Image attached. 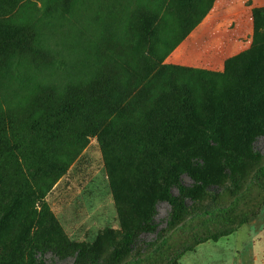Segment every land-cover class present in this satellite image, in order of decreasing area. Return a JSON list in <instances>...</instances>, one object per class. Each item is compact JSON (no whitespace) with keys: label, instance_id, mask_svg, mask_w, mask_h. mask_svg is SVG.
I'll return each mask as SVG.
<instances>
[{"label":"rangeland","instance_id":"rangeland-1","mask_svg":"<svg viewBox=\"0 0 264 264\" xmlns=\"http://www.w3.org/2000/svg\"><path fill=\"white\" fill-rule=\"evenodd\" d=\"M41 1L45 4L51 3L47 15L57 14L64 22L63 36L77 32L80 37L81 32L87 31L82 24L84 13L79 12L78 17L74 18L69 13V8L72 3L74 6L79 1L90 4L89 0H30L32 7L29 10L23 8L18 11L25 19V26L38 17L39 12L34 8L35 5L42 4ZM208 1L210 0H172L166 13V21L159 30L158 24L153 30V49L150 52L152 57L159 58L171 44L180 39L192 24L193 19L190 17L199 15L197 9H203ZM237 2L238 5L242 4L241 1L237 0L235 3ZM244 3L251 5L252 9L264 6L261 0H244ZM10 7L11 0H0V31L16 32L19 28L16 20L13 23L3 15ZM101 11L106 14L107 9ZM251 18L253 20L249 36L248 32H243V27L235 28L234 24L221 27V24L204 22L195 30L191 29L188 39L178 51L181 64L167 62L168 56L163 62L205 72L203 82L208 88L205 93L202 91L197 96V104L191 117L198 115L204 119L209 115L203 107L202 98L211 90L209 87H214L215 92L227 103L213 104V107H219L215 111L218 110L224 118L223 125L215 128L227 132L231 141L210 147L203 140V137H208L205 132L206 125L194 122L191 127H186L185 135L189 140L181 142L178 138L175 143L163 142L155 146L138 145L127 134L123 135L118 130L113 132L109 128L95 131L94 134L85 131L84 135L79 134L81 130H76L49 149L56 157V164L62 163L61 168L37 161L32 163L37 180L43 186L44 198L30 204L13 202L11 197L14 191L5 186L0 189V212L9 205L17 216L26 207L32 206L39 211L41 204L45 205L44 215L39 218V225L46 231L45 238L59 244L58 239L54 240L50 236L60 234L64 238L61 239L64 245L71 242L63 226L71 218L68 216L71 213L78 222L74 228L76 236L73 238L76 249L82 244L93 243L97 234L92 232L98 231L96 227L100 225L96 219L107 214L106 227L110 226L118 236L116 235L114 244L108 241L103 244L102 253H99L102 261L99 264H175L177 257L178 264H264V172L261 170L264 166V15L254 18L251 13ZM46 30H50L48 26ZM51 30L54 31V28ZM31 31L33 34L29 42L32 49L21 51L19 60L8 58V61L5 53L8 52L9 45L0 47V113L5 115L9 108H14L12 114L16 122L22 120L16 112L18 105L23 108L27 106L33 112L36 105L44 103L43 100L32 99L33 95L43 94L34 92L36 89L33 84H21L17 81L20 78L26 81L35 79L36 77L31 76L33 69L41 72L37 75L42 78L46 70L49 72V68L55 66V61L50 56L40 57L32 52L39 49L36 46L39 44L40 33L36 26ZM4 39V34L0 35V42ZM64 43L68 46L74 44L69 39ZM143 53L142 50L127 54L133 59V63H138L137 68L131 67L132 74L136 76H132L130 82L120 83L122 76L114 71V75L110 76L115 82L105 84L109 88L110 96L125 98L120 107L129 99L130 106L123 109L127 111V116L119 117V123L124 124L129 119L135 121L127 126L132 125L136 135H140L144 126L138 121H146V127H149L148 115L157 106L156 100L149 101L153 91H156H152L151 87L157 88L162 84L169 87L170 82H178L187 74L166 69L163 75L154 76L144 84L148 75L156 71V67L155 62L149 60L151 56L147 58ZM122 61L126 62V58ZM7 63L11 65L9 72L4 70ZM18 69L22 73L21 77ZM167 76L171 79L166 80ZM65 102L73 108L77 100L68 99ZM116 103L118 102L105 99L98 104L96 111L99 115L109 113ZM79 123L75 126H79ZM150 129L155 132L154 127L151 126ZM245 130L251 132L247 146L239 138V131L243 133ZM85 135L88 140L84 138ZM236 149L246 152L243 157L247 159L236 166L224 162L225 152ZM0 168L9 174L11 162L0 160ZM100 173L104 175L100 176ZM174 173L180 174L186 194L180 193L181 188L178 185H171ZM218 175L221 181L216 178L213 184H210V178L208 181L206 179L209 184L199 182L200 177ZM241 178L243 181H238ZM162 180L167 181L164 187ZM168 189L171 195L177 197L173 199V206L167 196ZM98 194L105 195L106 198L108 195L109 203L104 198L103 202L102 198L99 200L96 196ZM181 207L183 211L179 212ZM111 208L114 212H110ZM117 208L122 209L127 227L120 226ZM210 210V215H207L205 211ZM17 222V218L5 219L4 226L0 229V241H13ZM90 223L95 227H90ZM35 227L34 224L33 228ZM106 227L99 229V232L105 231L100 240L108 237ZM231 228L235 231L218 238L217 241L207 239L196 247L194 245L211 233H225ZM126 231L127 238L120 239L121 232ZM129 240L134 242L130 248ZM186 249L190 250L185 251ZM14 253L26 255L27 250L18 244ZM44 255L46 264H74L77 250L72 251V254L65 248L60 250L57 255H71L64 259L54 257L53 250H48ZM108 255H121V262L109 258ZM78 262L77 260L76 263Z\"/></svg>","mask_w":264,"mask_h":264},{"label":"trees","instance_id":"trees-1","mask_svg":"<svg viewBox=\"0 0 264 264\" xmlns=\"http://www.w3.org/2000/svg\"><path fill=\"white\" fill-rule=\"evenodd\" d=\"M95 1L98 2L97 7ZM171 1L89 0L90 4L79 1L74 6H72V3L69 8V13L72 17L77 18L79 12L81 14L82 12L84 13V18L82 19L84 22L82 21V24L86 27L87 31L81 32L82 36L79 37L77 32H70L63 36L65 32L62 31L64 23L62 19L57 14H46L50 11L51 3L45 4L43 3L44 1H41L42 4L35 5L37 9L35 7L34 10L38 11L39 15L34 21L25 26L26 24L23 22L25 19L22 17V13H18V11H21L23 8L29 10L32 7L30 0H11V9L3 12V15L6 20H10L13 23L16 20L17 24H19L17 27L19 28H17L16 32L15 30L11 32H7V30L0 31V35L4 34L5 38L0 42V47L9 45L8 52L5 53L6 59L19 60L22 54L21 51L32 49L29 42L30 36L33 34L31 28L33 29L36 26L40 33L39 44L36 46L39 49H34L32 52L38 54L40 57L47 58V56H50L55 61V66L53 65L51 69L49 68V72L46 70L44 77L40 78L37 74H41V72L34 71L33 69V72H31L33 75L31 76L36 77L35 79L32 78L26 81L20 78L17 81L21 84H33V88L36 89L34 92L43 93L41 96H32L34 100H43L44 103L42 105H36L33 112H30L27 106L23 108L21 105H18L19 107L16 108V112L22 117V120L18 122L13 120L12 113L15 110L14 108L13 110L9 108L5 115H1L0 113V160H5L8 163L11 162L9 174L0 168V189L5 186L11 187L14 191L11 197L13 202L30 204L35 200L44 198L43 186L37 180L32 163L33 161H37L57 169L61 168L63 166L62 163L56 164V157L49 149L55 143L61 142L65 137L72 135L76 130H81L82 134H79L84 135L85 131H91L90 133L94 134L93 132L95 131L109 128L113 132L118 130L123 135L127 134V137L130 140L136 141L138 145L155 146L163 142L165 144L175 143L178 138H180L181 142L189 140L190 138H187L185 135L186 127H191L194 122L195 124L201 123L206 125L205 132L208 137H202L203 140L209 143L210 147L231 141L229 136H227V132L215 128V126L223 125L224 118L218 110L215 111L219 107H213V104L226 105L227 103L215 92L214 87H209L211 90L202 98L203 107L207 109L209 115L204 119L198 117V115L191 117L192 111L196 106L195 104H197V96L202 91L205 93L208 88L205 87L203 82L205 72L192 69L191 67L163 63L166 56L169 55L175 46L186 38L191 29L204 18L215 0L205 3L203 9H197L200 12L199 15L190 17L193 21L188 30L184 32L180 39L171 44L167 51L159 58H157L158 56L152 57L150 52L153 49L151 46L153 30L157 24L159 30L162 23L166 21V13ZM188 2H192V0H188ZM101 9H107L106 14H103ZM251 13L254 18L258 17V15L263 16L264 6L253 8ZM47 26L50 30H46ZM253 27H256V20L253 21ZM51 28H54V31ZM135 38L136 40H134ZM68 39L70 43L74 44L70 46L66 45L64 42ZM126 41L127 43H125ZM142 50L144 51L143 56L147 58L151 56L149 60L150 62L154 61L156 67L154 73L150 70L151 73L144 84H147L149 80L151 81L154 76L163 75L166 69L177 73L186 72L187 74L178 82H170L169 87L165 84L158 85L157 88L151 87L152 91H156H153L152 98L149 101L156 100L157 106L148 115L147 121L149 127H146V121H138L141 126H144L140 135H136L132 125L127 126V124H132L135 121L129 119L124 124L119 123L120 118L127 116V111L123 109L130 106V103H128L129 99L126 100L124 106L120 107L121 102L125 101V98L110 96L109 88L106 85L115 82L110 76L114 75V71L115 74H121L120 83L130 82L131 78L136 76L134 73L132 74L131 67L137 68L138 63H133V59H130L127 54L132 53V51ZM124 58H126V62L122 61ZM4 66V70L9 72L11 65L9 66L7 63ZM149 67L151 66L149 65ZM18 72L21 77L22 73L19 69ZM139 78L142 80V77ZM165 79L169 80L171 78L167 76ZM144 84L143 86H145ZM68 99H75L78 104L76 102L73 108H71L65 102ZM105 99H111L118 103L110 109L109 113L99 115V112L96 111L98 110V104H101ZM212 110L214 111L212 112ZM78 122H80L79 126H75ZM151 126L155 128V132L150 129ZM240 134V142L247 146L251 137L250 130H245L243 133L239 131ZM84 138L88 140L86 135ZM230 154L233 156H230ZM243 155H246V152L240 149L225 152L223 161L236 166L247 159ZM167 161H170V159H167ZM261 170L264 172V166ZM184 172L189 174V172ZM179 176V173L172 175L171 185H178L181 188L180 193L186 194V189L182 187ZM204 177L199 178L201 184H209L206 182V179L208 181L209 178L210 184H213L216 178L220 180L219 175L218 177ZM238 181L242 182L243 180L241 178ZM166 182V180H162V187L165 186ZM167 193V196L170 197L168 199L171 205H175L173 199L177 197L170 194V189H168ZM114 196L113 198H116ZM45 210L46 206L42 204L39 211L33 209L32 206L31 208L26 207L17 216L13 214L14 212L9 205L1 210L0 229L3 228L7 217L17 218L18 222L15 226L16 234L13 241H0V264H46L44 254L48 250H53L54 257H59L60 259L71 256L57 255L63 248L68 250L69 254L77 250L75 257L76 261L78 260L79 262L76 263L75 261L74 264H99L102 261V255H99V253H102L103 244L107 241L110 244L116 242V235L118 236V234L114 233L110 226L106 227L108 229V237L100 240L105 231L97 232L93 243L88 245L82 244L79 249L75 248L76 244H73V239L68 235L66 236L71 242L65 245L62 244L61 239L64 238L60 234L50 236L54 240L58 239L59 244L52 240H46V231L39 225V218L44 215ZM181 211H183L182 207L179 212ZM116 212L120 226L127 227L125 225L126 217L123 215L122 209L117 208ZM205 212L207 215H210L211 210ZM171 220H174L173 215ZM34 224L36 225L35 228H33ZM233 231L235 229L231 228L225 233L222 231H219L218 234L217 232L211 233L210 236L197 241L194 245L196 247L200 243L206 242L207 239L217 241L218 238L229 235ZM127 234V231L121 232L120 239L127 238ZM18 244L21 248L27 250L26 255H15L14 251L17 249ZM132 244H134L133 240H129L128 248ZM189 250L186 249L185 251ZM83 252H86L88 255H85ZM120 256L108 255L109 258H113L118 262H121ZM177 260L178 257L175 264H178Z\"/></svg>","mask_w":264,"mask_h":264},{"label":"crops","instance_id":"crops-1","mask_svg":"<svg viewBox=\"0 0 264 264\" xmlns=\"http://www.w3.org/2000/svg\"><path fill=\"white\" fill-rule=\"evenodd\" d=\"M234 0H215L214 3L212 4L211 8L208 10L207 14L204 16V18L194 27V30L198 28L201 24L204 22H212L216 24H221V27H229L234 24L235 28H242L243 27V32H248V36L251 25H252V18H251V10L252 7L248 3H244V0H238L241 1L242 4L238 5V2H232ZM248 1V0H247ZM256 2H259L260 0H253ZM96 2V1H95ZM261 2H264V0H261ZM96 5H98V2H96ZM264 5V4H262ZM193 32V31H192ZM191 32V33H192ZM190 33V34H191ZM189 36V35H188ZM188 37L186 36V39L182 40L181 43H179L168 55L167 57V62H172L174 64H181L180 62V54L178 51L182 48V46L185 44L186 40ZM230 48L228 47V50ZM103 173H100V176H103ZM99 200L102 198V202L105 199L106 202L109 203L108 201V195L107 198L102 196L101 194L96 195ZM101 196V197H100ZM104 198V199H103ZM110 208V206H109ZM113 209L111 208L110 212ZM114 212V210H113ZM113 214V213H112ZM68 216H70V219H67L66 224H64V229L68 235H71L70 238H74L76 235H74V228L77 226L78 222L75 221L76 218L72 217V214L70 213ZM107 214L102 215L99 219H96V222L98 221L100 223L99 226H97L98 231H94L92 233H97L99 232L100 228L106 227L108 220H107ZM97 222V223H98ZM92 223L89 224L90 227L94 228L95 226L92 225ZM94 229H92L93 231ZM73 235V236H72ZM255 258V257H254Z\"/></svg>","mask_w":264,"mask_h":264}]
</instances>
